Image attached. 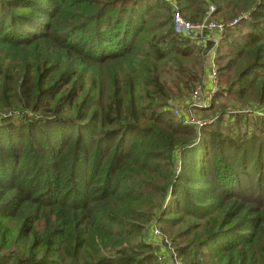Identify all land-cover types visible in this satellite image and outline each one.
<instances>
[{"label":"trees","instance_id":"obj_1","mask_svg":"<svg viewBox=\"0 0 264 264\" xmlns=\"http://www.w3.org/2000/svg\"><path fill=\"white\" fill-rule=\"evenodd\" d=\"M175 1L225 25L214 99L260 108L264 0ZM203 69L166 0H0V264H167L153 226L183 264H264V138L170 110Z\"/></svg>","mask_w":264,"mask_h":264},{"label":"built area","instance_id":"obj_2","mask_svg":"<svg viewBox=\"0 0 264 264\" xmlns=\"http://www.w3.org/2000/svg\"><path fill=\"white\" fill-rule=\"evenodd\" d=\"M166 1H168L171 6L174 31L177 34L189 36L191 40L195 41L203 48L204 75L201 80L194 85L185 102L182 100L175 102L169 101L172 105L170 110L173 115L179 117L182 123L193 125L196 129H198L206 124V121L201 114V109L206 108L211 104L214 94L218 89H220L218 66L215 58L217 56L218 46L223 37L225 25L214 20L212 12L215 7L212 4L209 5L203 20L199 23H193L181 14L179 5L175 0ZM248 17L249 13L247 11L243 12L236 19L231 20L228 25H234L239 19ZM204 31L210 32L211 34L205 35ZM205 63L208 65L209 69L208 79L210 81L209 84L211 85L210 88H206ZM247 110L251 112L253 117L264 116V108L253 107ZM179 170L180 168L178 165L177 172ZM152 232L153 236L159 241V249H163L165 251V254L160 253L158 258H160V260L167 261L166 263L169 264H183L181 258L177 256L172 246L171 239L161 235L157 226H153Z\"/></svg>","mask_w":264,"mask_h":264},{"label":"rangeland","instance_id":"obj_3","mask_svg":"<svg viewBox=\"0 0 264 264\" xmlns=\"http://www.w3.org/2000/svg\"><path fill=\"white\" fill-rule=\"evenodd\" d=\"M208 70H209L208 69V65L206 64V70H205L206 71L205 72L206 73L205 74V77H206V88L207 87L208 88L211 87V85L209 84L210 81L208 79ZM202 73L204 75V69H203ZM219 87H220V85H219ZM209 91H210V89H209ZM187 96L189 97V93H188ZM215 100H217L215 104L225 103L227 105L228 113L225 115V118H228V120H229L230 114H232V112H230L229 110H232V109L238 110L239 112H241V115L244 116L243 117L244 119L241 116L243 121L240 122V124H235L233 122V125H230V127L233 129V131H235V130L238 131V128H241L242 132L243 133L247 132V135H249V136H252V135L255 134V135L261 137V139L264 138V125H263L264 121H262V118H259V117H263V119H264V116L253 117V115L251 114L250 111H248V110L246 111L245 109H243V108H251L257 102H252V100L246 101V102H242V101H240V100H238L236 98H233L231 96H226V94H224L223 96H219L218 98L216 97L215 99L213 97L211 102L214 103ZM170 101H173V100H170ZM258 105H260V106H258ZM258 105H257L258 107L264 108V103L263 104L260 103ZM201 114L204 115L205 113H201ZM179 168H180V166H179ZM178 172H177V168H176L175 173H178ZM164 236L169 238L170 235L167 234V235H164ZM160 261H163V260H160ZM167 264H169V263H167Z\"/></svg>","mask_w":264,"mask_h":264},{"label":"crops","instance_id":"obj_4","mask_svg":"<svg viewBox=\"0 0 264 264\" xmlns=\"http://www.w3.org/2000/svg\"><path fill=\"white\" fill-rule=\"evenodd\" d=\"M204 34H205V35H210L211 33H210V32H207V31H204ZM153 242L157 244V246H158V251H161V252H163V253L165 252L163 249H162V250L159 249L160 246H159V241H158V239H153Z\"/></svg>","mask_w":264,"mask_h":264}]
</instances>
